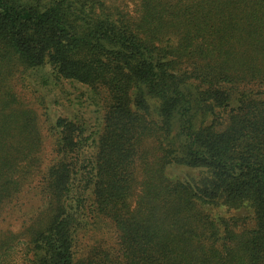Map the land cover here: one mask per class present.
I'll use <instances>...</instances> for the list:
<instances>
[{
    "label": "trees",
    "instance_id": "16d2710c",
    "mask_svg": "<svg viewBox=\"0 0 264 264\" xmlns=\"http://www.w3.org/2000/svg\"><path fill=\"white\" fill-rule=\"evenodd\" d=\"M122 1L0 0V264H264V0Z\"/></svg>",
    "mask_w": 264,
    "mask_h": 264
},
{
    "label": "rangeland",
    "instance_id": "374dc122",
    "mask_svg": "<svg viewBox=\"0 0 264 264\" xmlns=\"http://www.w3.org/2000/svg\"><path fill=\"white\" fill-rule=\"evenodd\" d=\"M107 1L113 3L115 0ZM117 3H119L122 8L127 6L129 11L133 9V5L131 3L124 2L122 0H117ZM9 83L14 93L16 94V97H18V100L21 105L32 109L38 117V122L40 124L43 123L44 125L51 122L54 119L53 117L59 115V113H65L64 110L67 109V104L65 100L66 98L74 100L76 98H80L81 96L79 94L82 93V88L78 85L64 86L62 87L64 92H68L71 94L63 97L57 92L58 89L51 90L52 88L49 86L45 88H40L36 86L34 78H30L29 81L25 82L26 86H24V88L21 87V81L16 78H13L11 81H9ZM25 83L23 85H25ZM71 109H69V111H71ZM46 120L48 122H46ZM170 174L176 175V173L173 171H171ZM29 182H32L31 186H28L29 191H31V189L34 190V180L31 181V179H29ZM23 192L24 193L21 195L22 201H27L28 192H25V189ZM34 210L35 209L30 212H27L25 216L15 215L14 213H10L9 215L7 214V212L3 211V213H1L0 215V233L8 231L14 235L19 234V232L22 230L23 222L28 220L30 214ZM7 215H9V217H7ZM90 244L91 243L89 242V245ZM19 248L20 246H18L16 250H19ZM14 257H17L19 259L18 263H20V252H18L17 255ZM15 264H17V262Z\"/></svg>",
    "mask_w": 264,
    "mask_h": 264
}]
</instances>
